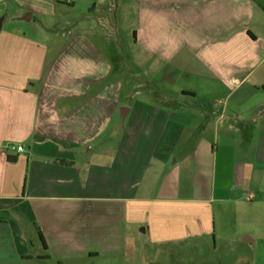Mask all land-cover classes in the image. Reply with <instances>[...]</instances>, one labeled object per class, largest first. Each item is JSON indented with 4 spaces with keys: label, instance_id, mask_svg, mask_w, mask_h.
<instances>
[{
    "label": "crops",
    "instance_id": "obj_1",
    "mask_svg": "<svg viewBox=\"0 0 264 264\" xmlns=\"http://www.w3.org/2000/svg\"><path fill=\"white\" fill-rule=\"evenodd\" d=\"M80 3L108 44L123 18L140 24L133 56L162 64L132 57V70L172 86L196 75L202 95L153 98L157 82L109 79L113 55L86 34L47 61L27 32L66 25L56 14ZM233 74L264 90V0H0V264H189V250L216 246L224 215L264 197V126L251 115L264 103L246 121L229 107ZM101 134L113 139L92 143Z\"/></svg>",
    "mask_w": 264,
    "mask_h": 264
},
{
    "label": "rangeland",
    "instance_id": "obj_2",
    "mask_svg": "<svg viewBox=\"0 0 264 264\" xmlns=\"http://www.w3.org/2000/svg\"><path fill=\"white\" fill-rule=\"evenodd\" d=\"M91 7V4L81 3L75 4L74 7L69 5L68 8L60 9L55 17L59 20L67 19L69 20V23L66 25L60 24L58 26H50L48 23L47 25H49L50 28L47 30L42 29L35 34L30 33V31L27 33L33 37L41 39L42 43L47 47V51L49 48L47 61L55 52L54 49H58L63 46L74 34H86L93 44L104 47L109 56L113 55L115 59L112 62L114 67L109 75V79L113 76L120 79L123 75H125V77L136 81L150 80L149 82H152L153 84L156 83L157 81L154 79L156 77L155 71H136L132 70L133 68L131 67L130 59H132V57L138 58L139 66L146 63L149 57L152 59V65H154L153 68H158L162 64L160 60L155 59L152 56L144 54H137L136 56H133V52L137 49L133 47L131 42V29H138L140 24L132 22L131 17H125L118 24H114V29L109 27L107 34L109 39L112 40L109 45L102 39L104 36L102 34L105 30L101 31L97 23L91 22L93 20L89 17V13H91L92 9ZM161 45L163 44L161 43ZM162 47L164 48V45ZM170 49L173 54L172 60L174 62L177 64H187L188 59L184 54H182L183 48L173 45L170 46ZM191 59L192 60L189 61V64L193 65V57H191ZM158 78L157 83H159V86L157 87L152 84L153 90L155 91L152 96H156V94L158 95L163 92L167 95L173 96L174 92H176L180 87H192L196 90L198 96L202 95V91L199 88L201 82L196 75L182 73L177 78V81L173 86L167 84V82L162 79L161 75H159ZM252 80H255L254 76H251L248 80H246V82L242 81L240 84L241 77L237 74H233L227 80V86L224 87V94H229L230 97L228 106L232 107L235 112H240V114L245 117V121L250 117V107L254 105L253 103L259 101L264 103V90L255 91L249 85V82ZM121 95L123 96L122 93ZM239 97H245L247 102H234V99ZM254 110L255 111H253V114L251 115L261 114L262 118L259 121L262 126H264V104L259 105ZM98 138H101L99 140H101L102 143L107 139H113L111 135L107 136L101 134L92 143H96ZM237 150H240V147L238 148L237 146ZM247 151L245 159L251 160L254 148H249ZM253 191L250 192L254 193ZM243 199L239 200L244 202ZM253 202L247 203V205L238 204L237 213L225 214V221H223L222 224H225L227 220L230 230L227 229L228 226H221L223 227L222 230H218V232H216V246L213 244L214 239L209 238L208 247L204 245L199 246L195 253V250H193V252L189 250L193 260V262L189 264H264V197L260 199L257 205L258 208L252 205L253 210L250 211L248 206H251L250 204ZM244 223H246L245 227L247 230L250 228V232L243 233L244 231H242V226ZM246 233L247 235L252 236V241H243V237Z\"/></svg>",
    "mask_w": 264,
    "mask_h": 264
},
{
    "label": "built area",
    "instance_id": "obj_3",
    "mask_svg": "<svg viewBox=\"0 0 264 264\" xmlns=\"http://www.w3.org/2000/svg\"><path fill=\"white\" fill-rule=\"evenodd\" d=\"M11 149H15L16 151H21L22 150V146L20 145H11L10 146ZM253 197V194L252 193H248L245 197L246 200H250L251 198Z\"/></svg>",
    "mask_w": 264,
    "mask_h": 264
}]
</instances>
